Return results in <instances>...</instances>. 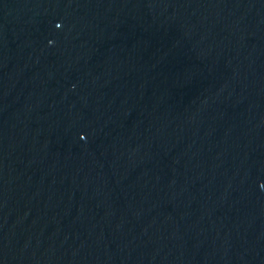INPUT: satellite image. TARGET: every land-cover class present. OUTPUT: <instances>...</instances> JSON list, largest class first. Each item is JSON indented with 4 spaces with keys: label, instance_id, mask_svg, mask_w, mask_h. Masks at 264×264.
Masks as SVG:
<instances>
[{
    "label": "water",
    "instance_id": "1",
    "mask_svg": "<svg viewBox=\"0 0 264 264\" xmlns=\"http://www.w3.org/2000/svg\"><path fill=\"white\" fill-rule=\"evenodd\" d=\"M0 264H264V0H0Z\"/></svg>",
    "mask_w": 264,
    "mask_h": 264
}]
</instances>
